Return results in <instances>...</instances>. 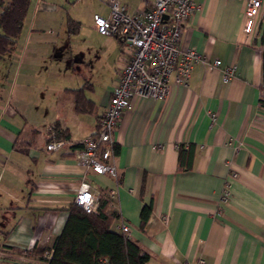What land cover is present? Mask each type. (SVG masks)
Masks as SVG:
<instances>
[{
	"label": "crops",
	"instance_id": "1",
	"mask_svg": "<svg viewBox=\"0 0 264 264\" xmlns=\"http://www.w3.org/2000/svg\"><path fill=\"white\" fill-rule=\"evenodd\" d=\"M57 1L30 0L17 45L0 58V264H42L36 251L62 232L82 182L101 193L96 213L106 204L110 229L127 225L149 264H264V0L250 36L242 31L246 0H195L178 47L203 62L188 88L172 78L165 100L138 98L122 114L116 179L78 166L74 153L96 134L132 51L95 29L93 17H107L111 0H77L97 8L87 17ZM114 1L130 14L153 2ZM214 60L221 64L210 69ZM229 66L234 78L223 83ZM80 89L89 112L75 108ZM52 125L68 138L47 152ZM144 206L151 214L141 230Z\"/></svg>",
	"mask_w": 264,
	"mask_h": 264
},
{
	"label": "built area",
	"instance_id": "2",
	"mask_svg": "<svg viewBox=\"0 0 264 264\" xmlns=\"http://www.w3.org/2000/svg\"><path fill=\"white\" fill-rule=\"evenodd\" d=\"M261 5V0H246L242 28L246 36L253 33ZM198 8L195 0H153L150 9L130 14L124 6L111 0L107 17H93V24L100 36L114 37L120 44L131 48L132 54L118 74L96 134L86 139L82 148L74 153L78 166L91 174L116 179V169L111 159L114 133L122 114L138 98L165 100L172 87V78L173 84L188 88L193 65L203 60L194 50L180 51L178 45L185 22ZM220 64V60H214L208 67L214 69ZM235 71V66L226 67L222 72V82H231ZM47 139V152H56L66 146L65 141L56 138L51 126L47 128ZM114 195V192H108L109 198ZM226 197L227 192L224 191L222 201H226ZM100 198L98 190L82 182L75 190L73 203L92 215L100 205ZM120 231L128 235L129 228L122 224ZM49 259L50 253L46 252L42 264H47ZM181 264L205 262L198 259L194 262L186 260Z\"/></svg>",
	"mask_w": 264,
	"mask_h": 264
},
{
	"label": "trees",
	"instance_id": "3",
	"mask_svg": "<svg viewBox=\"0 0 264 264\" xmlns=\"http://www.w3.org/2000/svg\"><path fill=\"white\" fill-rule=\"evenodd\" d=\"M30 0H0V58L10 54L17 45ZM73 23L69 22L71 27ZM73 26V25H72ZM77 111L89 112L83 90L74 91ZM90 103V102H89ZM259 107L264 109V63ZM56 138L65 141L68 135L52 125ZM48 142V139H47ZM82 148H79V150ZM113 155L117 153L113 146ZM180 150L179 163L183 167ZM188 163L186 168L189 169ZM117 182L119 183L118 179ZM151 214V206H144L140 213L139 228L144 230ZM114 217L106 213V204L97 213L87 214L74 203L68 208V216L60 235L51 248L36 251V255L50 253L47 264H149L150 256L137 242L123 232L110 229ZM34 252V251H33Z\"/></svg>",
	"mask_w": 264,
	"mask_h": 264
},
{
	"label": "rangeland",
	"instance_id": "4",
	"mask_svg": "<svg viewBox=\"0 0 264 264\" xmlns=\"http://www.w3.org/2000/svg\"><path fill=\"white\" fill-rule=\"evenodd\" d=\"M57 3H60L62 7L67 11L71 9L74 14L81 15L83 17H87L88 15H92L93 11H96L95 5L90 6H84L82 3H77V0H60L57 1ZM89 3V2H88ZM74 4V6H72Z\"/></svg>",
	"mask_w": 264,
	"mask_h": 264
},
{
	"label": "water",
	"instance_id": "5",
	"mask_svg": "<svg viewBox=\"0 0 264 264\" xmlns=\"http://www.w3.org/2000/svg\"><path fill=\"white\" fill-rule=\"evenodd\" d=\"M263 58H264V52H263Z\"/></svg>",
	"mask_w": 264,
	"mask_h": 264
}]
</instances>
